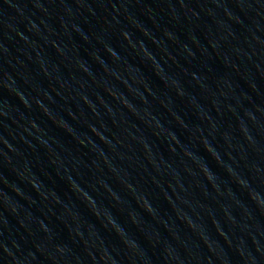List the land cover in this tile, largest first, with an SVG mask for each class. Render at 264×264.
Listing matches in <instances>:
<instances>
[{"label": "water", "instance_id": "water-1", "mask_svg": "<svg viewBox=\"0 0 264 264\" xmlns=\"http://www.w3.org/2000/svg\"><path fill=\"white\" fill-rule=\"evenodd\" d=\"M0 264H264V0H0Z\"/></svg>", "mask_w": 264, "mask_h": 264}]
</instances>
